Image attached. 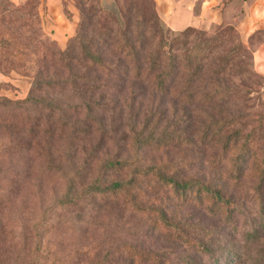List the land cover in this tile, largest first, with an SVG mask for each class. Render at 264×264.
Wrapping results in <instances>:
<instances>
[{
	"label": "rangeland",
	"instance_id": "rangeland-1",
	"mask_svg": "<svg viewBox=\"0 0 264 264\" xmlns=\"http://www.w3.org/2000/svg\"><path fill=\"white\" fill-rule=\"evenodd\" d=\"M239 1L197 0L187 15L188 27L172 30L171 18H182L185 8L178 6V0H60L66 20L75 19L73 30L68 32L67 22L51 24L59 31L46 29V0H0L1 100L23 101L41 72L44 77L55 76V54L70 45L82 23L87 32L85 43L94 42L101 26L108 23L116 28L128 11L145 17L149 23L146 29L154 33L155 46L159 43L166 46L184 33L177 41L180 43L177 55L192 56L202 64L211 60L220 64L230 59L222 79L225 96L221 102L211 104L200 99L190 107L175 101L173 95L165 97L150 91L132 100L128 89L120 92L116 83L104 82L103 87H96L98 83L93 79L96 76L92 75L88 76L93 81L89 86L95 91L85 92V98L100 105V109L92 105L95 111L99 110V117L92 121L86 120L85 112L74 109L81 101L79 93H72L70 88L63 93L56 89L47 91L49 95L54 92V96L70 99L62 103L67 104L60 119L66 124L65 131L58 127L60 130L53 139L37 141H29L25 135H0V150H7L0 159V264H150L132 257L126 247L155 255L158 264L197 258L185 246L172 245L161 230H152L147 215L133 211L120 199L92 197L85 191L95 181L100 180L101 185L124 179V174L105 170L103 165L107 162L136 159L142 167L165 164L169 174L180 181L209 183L214 177L223 179L231 167L230 155L211 143L213 135L208 131L218 121L226 125L224 136L238 131L243 136L253 134L254 149L262 154L264 80L256 73V77L249 76L254 70V42L245 45V38L239 34L242 18ZM226 4H230L229 8ZM184 24L181 22L179 27ZM57 32L65 39L63 46L55 41ZM256 36L260 38V34ZM103 55L116 62L113 50ZM239 68L246 73L237 76ZM197 91L200 97L212 92L201 85ZM148 112L155 120L162 118L161 126L166 120L180 119L178 130L184 145L135 153L132 132L139 130L138 125ZM24 114L31 121L35 117L33 112ZM6 119L9 120L8 113L0 109V122ZM12 148L14 152L10 153ZM64 174L68 175L67 180H73V185L64 181ZM226 184V195L235 208H241L234 211L232 223L205 207L177 204L169 188L153 186L150 178L141 179L139 189L147 207L158 209L162 202L174 220L213 230L222 243L233 240L238 244L250 220L259 218L257 197H264V187L258 188L251 174L237 183L228 180ZM66 193L81 199L77 204L66 205L63 199ZM260 215V222H264V211ZM257 230L260 240L241 258V264H264V227Z\"/></svg>",
	"mask_w": 264,
	"mask_h": 264
},
{
	"label": "trees",
	"instance_id": "trees-1",
	"mask_svg": "<svg viewBox=\"0 0 264 264\" xmlns=\"http://www.w3.org/2000/svg\"><path fill=\"white\" fill-rule=\"evenodd\" d=\"M122 20L116 28L108 23L101 26L99 33L94 35L95 41L90 43H85L84 38L87 32L85 24L82 23L79 33L70 45L64 51L59 50L55 54L57 58L55 76L44 77L41 72V75L34 78L32 89L23 101L11 102L0 99V109L6 111L9 116V120L0 122V135L4 134L8 137L25 135L29 141H37L53 139L54 133L60 128L62 132L65 131L66 124L61 121L62 108L67 104L62 105V103L70 99L54 96L56 90L63 93L70 88L72 93H79L81 101H78V106L74 109L81 113L85 112L86 120H96V117H99L97 116L99 110L95 111L92 105H95L97 109H100V105L96 102L92 104L91 99L87 101L85 98V92L94 93L95 91L89 86L93 81L88 76L92 75L96 76L92 77L95 83H98L96 87H103L106 84L104 82L116 83L121 88L120 92L125 87L128 89L132 100L150 91L165 97L173 95L175 101L190 107L197 104L200 99H207L210 104L222 101L225 96L222 79L230 59L220 64H216L213 60L209 64H202L196 62L192 56H179L176 54L180 50V43L177 41L184 36V33L175 36L173 39L175 41L166 46L161 43L155 46L154 33L146 29H149V23L144 16H135L128 11ZM89 25L88 22L87 27ZM259 34L261 35V32L254 34L250 42ZM163 49L166 50L163 51ZM110 50L115 53L116 62H112L103 55ZM245 73L246 70L239 68L237 76ZM250 75L257 76L254 70ZM200 85L202 89H211L212 92L208 91L206 95L198 96L200 93L197 91V86ZM135 89H138L136 92L138 94L134 93ZM51 90L54 91L52 96L47 92ZM26 112L34 113L35 117L32 121L24 116ZM86 120L84 123H88ZM161 121H163L162 118L155 120L153 114L149 112L146 114L144 121L138 125L139 130L132 132L135 153L142 149L162 151L170 145H184L185 140L178 130L181 120H166L163 126L160 125ZM225 126L218 121L208 129L213 135L211 143L219 145L224 154L230 155L231 167L223 179L214 177L209 183L198 180L180 181L169 174L170 169L165 164L142 167L137 159L126 160L107 162L103 165L105 170L124 174L123 180L101 185L100 180L95 181L87 187L85 193L92 197L112 199V201L120 199L128 208L151 218L152 230H161L172 245L185 246L197 257H186L177 264H241V258L260 240L257 229L264 227V222H260L262 219L260 214L264 211L262 195L257 197L259 218L250 220V224L254 223L243 230L241 241L237 244L233 240L222 243L213 230L174 220L167 214L162 202L158 209L147 207L141 200L142 192L139 189L140 180L150 178L153 186L169 188L177 204L205 207L208 212L220 214L225 218V222L232 223L234 211L241 208L240 206L235 208L232 199L226 195V182L230 180L237 183L251 174L258 182V188L264 187V149L259 155L254 149L255 136L251 133L243 136V133L238 131L231 136H224L222 133L226 129ZM202 137L206 138L204 135ZM14 149L12 148L10 153H13ZM5 151L0 150V159L5 156ZM63 177L64 181L73 185L72 179L67 180V174ZM63 199L66 205L77 204L81 196L66 193ZM126 249L132 257L135 256L140 261L150 264L159 263L155 255L140 253L131 247Z\"/></svg>",
	"mask_w": 264,
	"mask_h": 264
},
{
	"label": "crops",
	"instance_id": "crops-1",
	"mask_svg": "<svg viewBox=\"0 0 264 264\" xmlns=\"http://www.w3.org/2000/svg\"><path fill=\"white\" fill-rule=\"evenodd\" d=\"M16 1V0H14ZM197 0H178V6L185 7L182 9L183 16L182 18L173 17L171 18V23L169 27L173 30H181L184 27H188L190 22L189 11L191 14L192 3ZM184 4V6H182ZM60 0H46V29L49 31L58 30V27H52V23L67 22L68 32L73 30L75 26V19L72 17L71 23L70 20H66L63 14L62 7L60 6ZM239 5L241 8L242 18L238 24L239 34L245 38L244 44L250 46V38L257 32H261L260 38L255 37L253 39L254 47L252 50V63L254 71L264 80V0H240ZM226 8H229L230 4H226ZM48 7V9H47ZM182 19V20H181ZM185 23L184 26L179 27L180 23ZM74 25V26H73ZM55 36V34H54ZM58 45L63 46L65 39L56 33L54 37Z\"/></svg>",
	"mask_w": 264,
	"mask_h": 264
}]
</instances>
